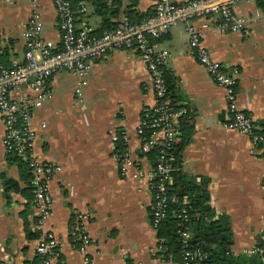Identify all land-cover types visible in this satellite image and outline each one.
Returning <instances> with one entry per match:
<instances>
[{"label": "crops", "instance_id": "obj_1", "mask_svg": "<svg viewBox=\"0 0 264 264\" xmlns=\"http://www.w3.org/2000/svg\"><path fill=\"white\" fill-rule=\"evenodd\" d=\"M172 1L181 5L188 0ZM154 4L155 0H104L105 19L111 25L124 20L137 23L153 14ZM73 8L78 27L87 25L94 35L101 31L104 18L90 0H75ZM117 8V14H109ZM34 10L40 14L42 38L59 44L52 0H0V65L10 68L24 62L23 31ZM234 13L244 20L249 34L221 32L216 16L194 20L192 25L201 31L211 58L227 73L237 69L238 108L264 134V4L242 0ZM205 24L208 27L203 29ZM155 43L169 54L164 70L174 82L171 100L188 111L193 128L180 154V171L196 185L205 183L215 218L228 217L231 255L252 256L264 232V148L253 153L247 136L223 128L230 118L224 90L195 60L183 25L171 28ZM77 82L67 72L53 75L52 98L31 115L36 156L59 167L50 183L53 206L45 223L60 246L56 264H125L127 260L177 264L154 253L158 241L149 223L152 200L146 179L152 164L142 158L139 166L145 178L133 180L120 176L114 159L115 139L121 134L128 140L124 148L137 156L142 111L155 104L144 64L133 50L112 52L93 62L81 103L75 101ZM25 96H31L28 88L10 93L13 100ZM3 133L0 117V264H27L36 257L30 175L27 167L4 153ZM4 178L14 181L19 190L5 192ZM79 214L86 217L90 239L84 252L69 237Z\"/></svg>", "mask_w": 264, "mask_h": 264}, {"label": "built area", "instance_id": "obj_2", "mask_svg": "<svg viewBox=\"0 0 264 264\" xmlns=\"http://www.w3.org/2000/svg\"><path fill=\"white\" fill-rule=\"evenodd\" d=\"M242 0H188L176 5L172 0H155L153 14L132 23L124 20L114 29L94 35L87 25L78 27L74 8L70 0H52L57 16L59 44L44 40L41 36L40 14L34 10L23 31L25 41L24 62L7 68L0 65V117L3 122V149L7 156L19 158L29 172L28 187L32 194L31 205L34 211L33 232L36 234L35 255L38 264H56L60 258V246L54 234L45 229V223L51 215L53 200L50 183L58 173L59 167L51 162L41 161L34 152L37 135L31 127L32 111L52 98L50 79L58 72H67L78 78L75 88V101L82 102L84 80L88 77L93 62L105 59L116 51H135L144 64L151 82L155 104L145 108L137 129L139 149L137 156L123 149L114 151V159L122 178L143 180L139 161L146 158L151 149L160 148L154 166L147 175V188L151 194V216L149 222L156 230L158 224L167 215V206L175 201L169 195L172 184V158L167 151L179 141V123L188 114L179 103L171 100L164 77V67L169 60L167 51L157 49L155 41L178 24L184 26L188 45L195 60L207 72L211 80L224 90V98L230 118L223 124L227 131L247 136L253 153L264 148V134L257 131L253 120L241 111L237 105V69L227 73L221 63L210 57L201 40V31L192 25L194 20L216 16L218 28L223 33L240 32L249 34L244 20L234 13V6ZM264 4V0H261ZM80 12H86L82 6ZM208 24L202 26L206 29ZM28 88L31 96L18 100L10 97L11 92ZM42 128L45 125L42 124ZM119 139L127 144V137L121 134ZM115 140H118L115 139ZM147 159V158H146ZM264 185V180H263ZM187 197H183L177 218L180 226L187 222ZM84 215H77L70 227L69 237L77 250L84 252L90 244L86 232ZM184 241L190 233L184 227L177 231ZM182 264H198L206 255L199 248L184 245ZM161 252L157 244L155 255ZM252 254H260L264 264V232L261 244ZM159 258V257H158Z\"/></svg>", "mask_w": 264, "mask_h": 264}, {"label": "trees", "instance_id": "obj_3", "mask_svg": "<svg viewBox=\"0 0 264 264\" xmlns=\"http://www.w3.org/2000/svg\"><path fill=\"white\" fill-rule=\"evenodd\" d=\"M95 7V12L104 18L103 27L101 31L96 32L95 35H101L104 31L114 29L117 25L110 24L105 19V5L104 0H90ZM72 6L75 5V0H70ZM118 8L112 10L109 14L115 15ZM107 14V13H106ZM164 77L171 99L174 100V82L169 73L164 70ZM172 100V101H173ZM193 132L190 126V115L183 116L179 123V141L171 146L168 152L172 158V172L170 176L172 184L169 187V195L175 198L167 206L166 217L158 224L155 233L156 239L161 252L157 254L162 261H170L177 264L183 263L182 253L185 250L184 245L199 248L206 257L198 264H263L262 256L254 254L252 256L242 255L235 258L230 253V246L232 245V233L229 225V219L226 216L220 215L215 218V212L210 207L208 201V194L205 183L196 185L194 181L188 179L180 171V154ZM124 149L123 142L120 139L115 144V151L120 153ZM160 148L151 149L145 157L154 166L156 158L160 152ZM12 161H19L23 167H26L24 162L15 157H11ZM5 192L18 191V185L9 179H3ZM183 197H187L189 207L186 208L187 222L182 224L181 219L177 218L178 211L182 207L181 202ZM151 210L149 211V222L151 221ZM186 227L190 233L189 240L184 241L177 234L178 230ZM35 237L36 234H34ZM33 236V235H32ZM261 243V241H260ZM37 257L27 264H38ZM125 264H132L127 260Z\"/></svg>", "mask_w": 264, "mask_h": 264}]
</instances>
